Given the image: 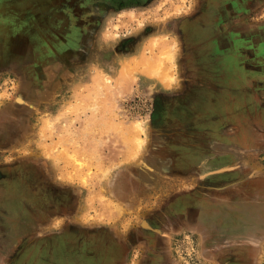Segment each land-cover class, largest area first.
I'll list each match as a JSON object with an SVG mask.
<instances>
[{"label":"rangeland","instance_id":"obj_1","mask_svg":"<svg viewBox=\"0 0 264 264\" xmlns=\"http://www.w3.org/2000/svg\"><path fill=\"white\" fill-rule=\"evenodd\" d=\"M193 1L0 25V264H150L165 238L179 264H264V68L187 49Z\"/></svg>","mask_w":264,"mask_h":264},{"label":"crops","instance_id":"obj_2","mask_svg":"<svg viewBox=\"0 0 264 264\" xmlns=\"http://www.w3.org/2000/svg\"><path fill=\"white\" fill-rule=\"evenodd\" d=\"M32 1L33 0H0V25L6 26L13 19H17L20 16L19 13L23 11V8L28 9L31 7V5L33 4ZM237 1L238 0H207V2L209 3L219 4L221 7V11H220L221 14L220 13L216 14V12L212 10V11L203 12L197 17L198 18L217 17L220 19L222 18V20L226 19L225 20L226 23H227V20H233L237 18H246L247 23L254 22L255 25L251 26L253 28H250L249 24H247L248 26L247 31L240 32V34L247 35V38L252 36V39L251 41H247L245 38V40L241 42L239 46L236 47L237 48L236 54H239V56H241L242 54L245 53L246 55L242 57L241 59L242 62H239L238 65H242V66L244 65L243 68H253L252 66L264 68V0H245L247 9L246 10L241 9L240 11H236L234 7L235 2ZM194 5H195V1H193V7ZM228 6H230V11L228 9ZM196 11H199V9L197 8ZM196 11L191 16V18L196 15L197 13ZM226 23L222 25V28L225 31V34L227 33ZM175 25H176V29H175L176 33H179L177 23ZM194 27L198 29L197 28L198 26H193L191 28L192 33H194L195 31ZM207 28L210 29V27L208 26ZM209 29H206V30L201 29L199 33H202V35L206 34L205 36H207L210 31ZM230 57H233L232 53H230V56H228L227 54L224 55L223 57L224 63L222 64L224 68L235 66V64H232ZM223 74H224V77H223V82H224V79H227L226 71H224ZM220 161L218 162V160H216L214 163H217V164L223 163V165L227 164L226 159L222 160L221 162ZM213 177L226 178L225 174H221V173L219 174L214 173ZM185 207L186 206L180 207V209L186 210L188 208V207L187 208ZM177 209H179V204H177ZM186 227H188V229L195 228V227H192V224L190 223H187ZM172 249H173L172 240H170L169 238L168 239L165 238L164 240H160L157 243V248L155 247L152 248V245H150V247L146 250L145 256H147V258L150 260V264H179L178 262L173 260L170 256L173 253ZM144 252L145 251L143 250L142 253ZM63 259L66 260V257H63Z\"/></svg>","mask_w":264,"mask_h":264},{"label":"flooded vegetation","instance_id":"obj_3","mask_svg":"<svg viewBox=\"0 0 264 264\" xmlns=\"http://www.w3.org/2000/svg\"><path fill=\"white\" fill-rule=\"evenodd\" d=\"M240 1V0H238ZM235 2V9L236 11L246 10L247 5L245 0H241L240 2ZM196 6L199 9V11H196V15L192 17L190 20H186L181 24V26H178V32L183 35V37L186 40V48L193 51V52H202L203 50H211V58L214 59V61H211L209 63V66L213 67H220L223 66L224 63L223 57L224 55L230 56V53H232V64H235V67L239 68V71L243 68L244 65H238L239 62H242V57L246 56L245 53L239 56V54H236L237 52V46L241 42H243L246 38L247 41H251L252 36L247 38V35L240 34L241 31H247V24H249L250 28H253L251 26H254V22L247 23L246 18H237L233 20H222V18L217 17H210V18H198L197 16L200 15L203 12L206 11H212L214 10L216 14L220 13L221 7L219 4H213L207 2V0H195ZM212 6V7H211ZM228 9L230 11V6H228ZM232 9V8H231ZM221 14V13H220ZM226 23L227 33L225 34V31L222 28V25ZM198 26L196 29L194 27V33H192V27ZM210 27L209 28H207ZM201 29H209V34L207 36L202 35V33H199ZM223 30V31H222ZM222 56V59L218 58L219 56ZM231 58V57H230ZM252 66V65H250ZM254 67V66H252ZM224 68V66H223ZM259 67H255L254 72H259ZM261 71V70H260ZM261 73V72H260Z\"/></svg>","mask_w":264,"mask_h":264}]
</instances>
